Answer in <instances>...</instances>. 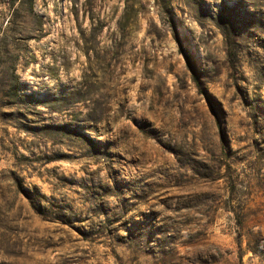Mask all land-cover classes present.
<instances>
[{"label": "rangeland", "instance_id": "obj_1", "mask_svg": "<svg viewBox=\"0 0 264 264\" xmlns=\"http://www.w3.org/2000/svg\"><path fill=\"white\" fill-rule=\"evenodd\" d=\"M0 264H264V0H0Z\"/></svg>", "mask_w": 264, "mask_h": 264}, {"label": "trees", "instance_id": "obj_2", "mask_svg": "<svg viewBox=\"0 0 264 264\" xmlns=\"http://www.w3.org/2000/svg\"><path fill=\"white\" fill-rule=\"evenodd\" d=\"M185 59H186V62H187V66L190 68V62H189V59L186 58V57H185Z\"/></svg>", "mask_w": 264, "mask_h": 264}]
</instances>
